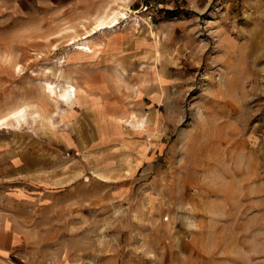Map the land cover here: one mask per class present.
<instances>
[{"label":"rangeland","instance_id":"1","mask_svg":"<svg viewBox=\"0 0 264 264\" xmlns=\"http://www.w3.org/2000/svg\"><path fill=\"white\" fill-rule=\"evenodd\" d=\"M0 264H264V0H0Z\"/></svg>","mask_w":264,"mask_h":264},{"label":"bare ground","instance_id":"2","mask_svg":"<svg viewBox=\"0 0 264 264\" xmlns=\"http://www.w3.org/2000/svg\"><path fill=\"white\" fill-rule=\"evenodd\" d=\"M121 16L122 18H126L124 13L121 12H114V16L110 19V21H106L105 19H102L99 21V23L96 26L97 30H106V29H112L116 24H118V19ZM96 31L93 32L95 34ZM80 45V44H79ZM77 49H87L88 52H91V48L86 46L85 43H82V46H78ZM52 83H46V89L47 92L54 97L56 100L62 102L65 106L70 107L71 104L76 102V89L73 85L67 84V85H54ZM15 117H22V110H18L13 114ZM71 136V135H70ZM65 138V137H63ZM62 138V139H63ZM70 138V137H69ZM70 141V140H69ZM73 144V143H72ZM84 144V143H83Z\"/></svg>","mask_w":264,"mask_h":264}]
</instances>
